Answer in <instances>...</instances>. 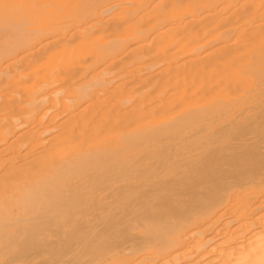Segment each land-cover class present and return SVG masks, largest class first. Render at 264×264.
<instances>
[{
	"label": "bare ground",
	"instance_id": "1",
	"mask_svg": "<svg viewBox=\"0 0 264 264\" xmlns=\"http://www.w3.org/2000/svg\"><path fill=\"white\" fill-rule=\"evenodd\" d=\"M0 264H264V0H0Z\"/></svg>",
	"mask_w": 264,
	"mask_h": 264
}]
</instances>
